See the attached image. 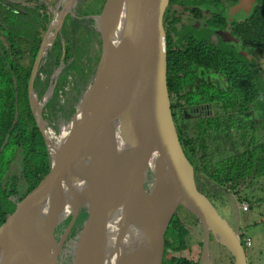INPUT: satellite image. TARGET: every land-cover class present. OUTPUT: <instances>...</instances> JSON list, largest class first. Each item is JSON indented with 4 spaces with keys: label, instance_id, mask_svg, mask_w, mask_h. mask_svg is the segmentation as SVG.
Returning a JSON list of instances; mask_svg holds the SVG:
<instances>
[{
    "label": "water",
    "instance_id": "1",
    "mask_svg": "<svg viewBox=\"0 0 264 264\" xmlns=\"http://www.w3.org/2000/svg\"><path fill=\"white\" fill-rule=\"evenodd\" d=\"M169 2L106 0L101 13L91 17L108 19L106 32H97L100 58L82 106L55 145L46 135L33 89L41 55L52 48L66 13L44 48L52 17L28 81V103L50 175L38 200L0 230V264H53L50 236L80 211L88 226L81 236H91L92 253L84 264H159L163 236L179 207L201 225L200 264H205L209 235L233 264H247L232 229L197 191L176 134L162 25ZM238 9L246 12L239 6L231 14ZM148 172L154 186L146 194Z\"/></svg>",
    "mask_w": 264,
    "mask_h": 264
},
{
    "label": "flooded vegetation",
    "instance_id": "2",
    "mask_svg": "<svg viewBox=\"0 0 264 264\" xmlns=\"http://www.w3.org/2000/svg\"><path fill=\"white\" fill-rule=\"evenodd\" d=\"M99 1L82 0L84 4L81 3L78 6V0H74L72 6L66 11L63 24L70 17L83 20L84 23L88 20L93 22L91 17L97 15L95 8ZM57 2L58 0L53 1L51 19ZM210 2L182 6L177 0H170L165 9L162 25L166 47V81L167 57L170 58L171 63V86L169 91L167 85V91L176 134L182 151L193 168L197 191L211 203L218 215V209L223 211L224 207L231 204L240 224L243 221V212L239 211V206L246 204L245 212H250L252 202L254 203L258 199L255 196V193H258V178L254 181L255 185L249 189L243 185L235 187L232 192L225 191L226 193H223L221 190L226 189L218 183L223 178L215 176L210 182H206L209 181V178L204 169L207 166V172H214L219 168V165L229 164L231 157L241 160L245 158L246 150L258 149V50L246 42V33L241 31L245 28L255 3L253 0L250 3L247 0H236L234 3L221 0L225 27L216 30V20L214 19L216 10L214 4ZM239 6L245 8L246 12L243 13L238 9L231 14L232 9ZM63 24L55 41L60 39V44L64 49ZM236 27L239 28L238 31H236ZM95 32L97 33V31ZM216 46H218L217 49L224 47L231 55L229 59L231 57L233 59V69H236V72L233 74L232 81L228 79L230 72L227 70L220 72L219 69H215L213 54ZM190 47L193 48L191 57L188 55ZM97 48L94 50L96 51ZM51 50L52 48L40 68L47 63ZM63 55L64 51L62 50L61 62L58 67L53 68L49 77L47 88L49 89L53 84L50 94L52 97L50 100V97L47 99L49 102L53 99L56 101L58 96L55 94L59 93L60 88L66 85V80L63 83L59 82L60 75L66 68L62 62ZM40 76L41 74H39V78ZM246 77L254 86V93L251 91L252 93L244 98L245 95L234 90L231 92V86L245 83ZM47 88L46 92H43V94L45 93L44 97L48 91ZM38 91V89H34L35 98L37 96L41 98L43 95L39 96ZM47 100L44 102L46 103ZM241 107L244 109L240 112L238 110ZM56 113L58 111L53 112V114ZM233 123L235 124L232 125ZM242 124L245 126L242 127ZM46 127L51 132L47 124ZM51 135L53 139L52 132ZM243 199H248L249 203L242 202ZM227 203L229 204L226 205ZM181 210L184 209L179 207L176 210L165 231L159 264H200L203 247L201 225L194 216L186 210L184 211L188 214ZM77 216L86 219L84 211H80ZM62 225L54 232L56 237H58ZM252 225L256 226L257 224ZM74 227L71 228L67 238ZM232 231L242 246L241 235L233 229ZM65 244H67V239ZM213 246L214 240L209 235L205 264L214 263Z\"/></svg>",
    "mask_w": 264,
    "mask_h": 264
},
{
    "label": "trees",
    "instance_id": "3",
    "mask_svg": "<svg viewBox=\"0 0 264 264\" xmlns=\"http://www.w3.org/2000/svg\"><path fill=\"white\" fill-rule=\"evenodd\" d=\"M53 1L0 0V230L20 210L38 200L50 175L46 146L28 103V81L51 20ZM177 1L182 6H192L200 2L207 4L212 1L210 3L214 4L216 10L215 28L224 29L221 0ZM253 2L255 5L252 6L251 15L241 31L246 33V42L258 50V149L246 150L245 158L241 160L231 157L229 164L219 165L214 172H207L208 167L205 166L204 170L209 178L206 182H210L215 176L223 178L218 182L226 189L221 190L223 193L232 192L235 187L243 185L249 189L255 185V179L258 178V185L264 180V74L260 70V65L264 63V0ZM105 3L106 0L99 1L95 8L97 15L103 10ZM238 30L236 27V31ZM62 36L64 49L60 44L61 40L57 39L47 63L39 70V74L45 76L43 83L40 82L39 74L35 78L34 89L37 90L39 85H42V90L38 91L39 96L46 90L53 68L59 66L62 50L64 51L62 62L66 65L59 79L62 83L72 72H77L80 76L85 74V67L79 62L81 58L87 57L92 64L89 76L94 73L99 61L101 53L99 35L89 30L83 20L67 18L63 24ZM94 47L98 49L95 51ZM217 47L213 54L215 69L230 72L228 79L232 81L236 72V69H233V59L232 57L229 59L231 55L224 47L220 49ZM192 54L193 48L190 47L188 55L191 57ZM170 72L171 63L167 57L169 91ZM233 90L245 95L243 96L245 98L252 93L251 91L254 93V86L246 77L245 83L232 85L231 92ZM55 95L57 96V93ZM56 101L53 99L47 106L55 110ZM243 109L244 107H241L238 111L241 112ZM244 126L242 124V127ZM13 164L16 165V172L9 176ZM242 202L249 203V200L243 199ZM244 246L243 242L242 247ZM230 264H233L232 258Z\"/></svg>",
    "mask_w": 264,
    "mask_h": 264
},
{
    "label": "rangeland",
    "instance_id": "4",
    "mask_svg": "<svg viewBox=\"0 0 264 264\" xmlns=\"http://www.w3.org/2000/svg\"><path fill=\"white\" fill-rule=\"evenodd\" d=\"M249 3L251 0H247ZM82 0H78V6H80ZM53 4V3H52ZM55 9V8H54ZM53 9V11H54ZM52 11V8H51ZM53 17V15H52ZM92 21L88 20L84 23L89 29L92 28ZM95 32V30H93ZM63 41V40H62ZM96 48V47H94ZM93 48V50H94ZM98 49V48H97ZM92 50V54H93ZM81 66L82 64L85 67L84 75L80 76L77 72H73L70 74L69 78L67 77L65 83L66 85L60 88V92L57 93V103L55 105V110L47 106L48 100L45 103L43 98L44 94L41 98H36L37 104L41 105V113L43 120L46 122L47 126L51 129L53 134V140L57 141L60 138L62 129L68 124L70 119L76 112L77 106L79 102L83 99L85 94L90 90V86L93 79V74L88 75V72L91 68L90 60L85 57L81 58ZM260 70H262L264 74V63L260 65ZM57 71V69L55 70ZM59 72V71H58ZM57 72V73H58ZM88 75V76H87ZM45 77L43 75L40 76V82L43 83ZM48 89V88H47ZM39 92L42 90V85H39ZM46 92V91H45ZM52 97V96H51ZM49 98V100L51 99ZM72 110V112H71ZM53 114V112H57ZM16 172V165L13 164L10 170L9 176ZM255 196L258 198L254 203L252 202V207L250 212H245L242 209V205L239 206V211L242 213V223L239 224L235 217V210L229 206L224 207L223 211H219V215L221 219H223L226 223L228 222L229 227L234 231H237L239 235H241V241L244 242L245 246L243 247L245 251V256L247 260V264H264V180L262 183L258 185V193H255ZM247 208V207H246ZM188 214L186 211L181 210ZM252 224H257L256 226ZM88 230L87 223H82L81 225H77L71 231L70 236L67 238V243L74 241L76 237L83 232ZM213 264H229L231 263V258L227 254V252L222 249L219 245L214 242L213 246Z\"/></svg>",
    "mask_w": 264,
    "mask_h": 264
},
{
    "label": "bare ground",
    "instance_id": "5",
    "mask_svg": "<svg viewBox=\"0 0 264 264\" xmlns=\"http://www.w3.org/2000/svg\"><path fill=\"white\" fill-rule=\"evenodd\" d=\"M73 2L74 0H58L55 6V9L53 11L54 14H53V23L51 26V30L50 32L47 33V35L45 36L44 42H43L44 48L48 47L53 33L59 29L60 19L66 13V11L72 6ZM92 20H93L92 28L95 31L104 34L107 30L108 19L104 17H100V18L96 17ZM45 54L46 53L43 52L41 55V59H40L41 63L45 59V56H46ZM52 89H53V84H51V86L49 87L44 97V101L50 97ZM33 100L35 102L34 98ZM83 100L79 102L77 106V110L82 106ZM44 128H45L46 135L50 137L51 143L55 145L56 141L52 139L50 130L47 129L46 126ZM153 186H154V179L151 173L148 172L143 181V190L145 191L146 194H148L151 191ZM84 220H85L84 218L81 219V217H78L77 215L70 217L65 222V224L62 225L61 231L59 232L58 237H56V235L54 234L50 236V248H51L50 255L51 257H53V260H54L53 264H84V262L90 257V254L92 253V250H90V241H91L90 235L84 237V236H81L80 234L76 237L74 241H71L65 244V241L67 239V236L69 235L71 228L78 224H82ZM77 254H80V257L77 258L76 257Z\"/></svg>",
    "mask_w": 264,
    "mask_h": 264
},
{
    "label": "built area",
    "instance_id": "6",
    "mask_svg": "<svg viewBox=\"0 0 264 264\" xmlns=\"http://www.w3.org/2000/svg\"><path fill=\"white\" fill-rule=\"evenodd\" d=\"M246 207H247L246 204H242V209H243V211H246Z\"/></svg>",
    "mask_w": 264,
    "mask_h": 264
}]
</instances>
